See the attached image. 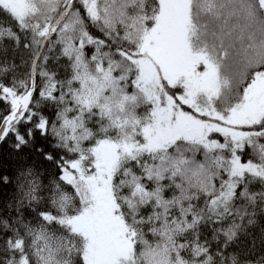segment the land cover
<instances>
[{"label": "snow or ice", "instance_id": "snow-or-ice-1", "mask_svg": "<svg viewBox=\"0 0 264 264\" xmlns=\"http://www.w3.org/2000/svg\"><path fill=\"white\" fill-rule=\"evenodd\" d=\"M0 20V147L38 158L0 201V264H264V0Z\"/></svg>", "mask_w": 264, "mask_h": 264}, {"label": "trees", "instance_id": "trees-1", "mask_svg": "<svg viewBox=\"0 0 264 264\" xmlns=\"http://www.w3.org/2000/svg\"><path fill=\"white\" fill-rule=\"evenodd\" d=\"M5 21L0 20V23H4ZM96 35H100L99 33H95ZM51 115V113H49ZM41 143H44L41 141ZM45 147L49 151H54L52 149L50 143H45ZM27 161L28 164H32L34 162H38V158L29 153H25L23 156H17L12 150L8 147V145H4L0 147V177L7 175L13 180V183L10 185H0V201H5L12 194L14 189V178L17 173V168L24 162ZM43 168H47L49 171L52 170V166L50 162L44 161ZM258 232V229H257Z\"/></svg>", "mask_w": 264, "mask_h": 264}]
</instances>
